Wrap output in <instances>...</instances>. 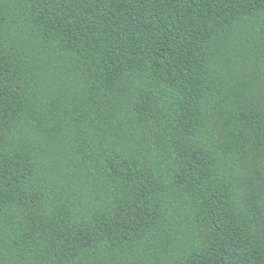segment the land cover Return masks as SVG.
Here are the masks:
<instances>
[{"label": "trees", "instance_id": "16d2710c", "mask_svg": "<svg viewBox=\"0 0 264 264\" xmlns=\"http://www.w3.org/2000/svg\"><path fill=\"white\" fill-rule=\"evenodd\" d=\"M0 264H264V0H0Z\"/></svg>", "mask_w": 264, "mask_h": 264}]
</instances>
